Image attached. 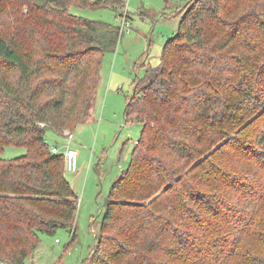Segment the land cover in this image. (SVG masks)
<instances>
[{
	"label": "trees",
	"instance_id": "obj_1",
	"mask_svg": "<svg viewBox=\"0 0 264 264\" xmlns=\"http://www.w3.org/2000/svg\"><path fill=\"white\" fill-rule=\"evenodd\" d=\"M125 0H0V261L25 264L41 234L76 237L62 134L91 114L120 26L69 11ZM125 109L142 131L112 183L84 264H264V0H190L161 63ZM40 123H44L41 126Z\"/></svg>",
	"mask_w": 264,
	"mask_h": 264
},
{
	"label": "rangeland",
	"instance_id": "obj_2",
	"mask_svg": "<svg viewBox=\"0 0 264 264\" xmlns=\"http://www.w3.org/2000/svg\"><path fill=\"white\" fill-rule=\"evenodd\" d=\"M190 0H125L122 17L128 19L115 51L106 52L101 68V84L91 114L75 129L71 142L53 129L46 131L50 145L70 144L78 152L77 172L66 170L78 196L76 237L70 229L41 234V242L25 264H84L94 248L110 187L126 169L142 131L138 120H126L125 109L135 92V80L146 75L147 66L161 63L166 40L178 29L180 15ZM69 11L92 20L121 26V18L110 7H79ZM14 25L7 14L0 15V29ZM6 31V32H7ZM64 130V131H65ZM63 131V132H64ZM23 146L8 145L1 157L10 159L26 154ZM59 240V241H57ZM0 264H11L0 261Z\"/></svg>",
	"mask_w": 264,
	"mask_h": 264
},
{
	"label": "built area",
	"instance_id": "obj_3",
	"mask_svg": "<svg viewBox=\"0 0 264 264\" xmlns=\"http://www.w3.org/2000/svg\"><path fill=\"white\" fill-rule=\"evenodd\" d=\"M120 18H121L120 31L123 34L125 29L129 28V21H128V19H125V17H122V15H120ZM40 125L44 126L45 124L40 123ZM63 135L67 138V140H69V142H71L74 138V133L69 131V130H65L63 132ZM51 151L54 153L64 154L67 171H71V172H77L78 171V168H79L78 152L74 148H72L70 146V144H67L66 146H64V148H61L60 145H58V144H53V145H51Z\"/></svg>",
	"mask_w": 264,
	"mask_h": 264
},
{
	"label": "crops",
	"instance_id": "obj_4",
	"mask_svg": "<svg viewBox=\"0 0 264 264\" xmlns=\"http://www.w3.org/2000/svg\"><path fill=\"white\" fill-rule=\"evenodd\" d=\"M136 142H137V141H136ZM71 232H72V231H71ZM72 234H73V232H72ZM57 241H59V240H57ZM30 257H33V258H34L35 256H34V255H32V256H30Z\"/></svg>",
	"mask_w": 264,
	"mask_h": 264
}]
</instances>
